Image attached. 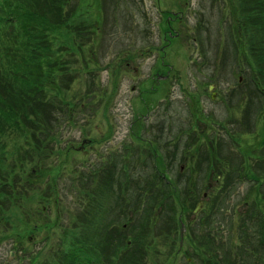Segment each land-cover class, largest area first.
Masks as SVG:
<instances>
[{
	"label": "rangeland",
	"instance_id": "rangeland-1",
	"mask_svg": "<svg viewBox=\"0 0 264 264\" xmlns=\"http://www.w3.org/2000/svg\"><path fill=\"white\" fill-rule=\"evenodd\" d=\"M78 1L73 0L72 5ZM109 1L110 13L104 16L107 24L103 20L104 0L81 1L86 17L93 16L98 24L100 15L101 23L82 52L63 46L66 39L61 37L47 45L49 52L63 46L64 53L76 55L72 64L58 63L57 85L65 87L55 101L72 107L83 96L75 107L64 110L66 116L78 120V126L68 129L61 122L57 132L48 135L46 140L61 139L62 143L54 144L57 155L38 165L42 169L34 173L35 187L12 190L9 198L0 192V264H63L73 251L79 258L87 253L104 264H188L198 255L203 263L197 259L191 264H207L209 258L218 264L215 243L220 239L201 224L234 182L235 194L228 196L226 208L228 215L235 217L223 220L228 231L222 232L225 245L220 249L230 254L227 264H237L239 236H235L240 231L244 236L251 233V218L255 221L251 234L258 237L257 230L264 229V146H259L262 124L256 120L262 105L256 95L235 96L242 90L235 88L243 75L233 74L234 51L229 49L226 57L223 74L228 78L222 84L215 72L224 63L223 47L214 52L209 46L208 58L200 59L193 40L203 23L202 36L211 37L213 44L219 30L229 38L227 25L219 22L225 16L234 18L223 0H189L191 13L184 27L191 37V49L189 41L183 40V46L174 43L167 50L165 61L182 75L168 93L165 86L157 93L159 80L155 88L151 82L160 67L159 59L155 62L156 54L146 56L142 50L149 51L158 31L154 25L148 29L138 24L144 23L146 13L148 17L151 14L141 2L152 9L154 1L136 0L143 15L125 9L124 1L128 0ZM156 1L163 11H178L175 0ZM182 12L187 13V9ZM154 14L152 23H157L160 15ZM127 19L129 26L134 22L139 29L123 26ZM13 31L12 23L1 17L0 52L7 45L1 43L4 35ZM127 49L135 53L131 60L125 55ZM3 60L0 55V65ZM118 69L120 74L115 73ZM4 71L0 70V75ZM192 71L203 72L206 79L185 76ZM210 80L221 87L219 100L212 101L207 86H203ZM260 118L264 120V114ZM207 122L212 124L210 132ZM218 122L225 123V130ZM48 132L55 131L49 128ZM11 142L15 144L16 139ZM71 143L78 145V151L82 144L85 148L70 150L65 156L63 148ZM174 150L177 155L170 158ZM162 155L165 158L161 160ZM160 160L172 162L174 169L158 175L154 169ZM56 167L59 172L52 170ZM222 173L225 178H219ZM204 193L208 197L203 198ZM204 199L198 216H193ZM22 201L25 205L20 210L12 204ZM133 224L137 235L130 234ZM36 227L39 230L33 233ZM212 242L213 253L202 254L203 246L210 247ZM259 243H264V235ZM130 244L134 246L131 251L127 250ZM258 249L264 252V246ZM259 256L242 257L241 264H263L262 254Z\"/></svg>",
	"mask_w": 264,
	"mask_h": 264
},
{
	"label": "trees",
	"instance_id": "trees-1",
	"mask_svg": "<svg viewBox=\"0 0 264 264\" xmlns=\"http://www.w3.org/2000/svg\"><path fill=\"white\" fill-rule=\"evenodd\" d=\"M72 2L3 0L0 3V18H7L14 28L13 33L4 35L1 43L7 45L0 52L4 59L0 70L5 69L0 75V192L7 198L16 187L25 190L34 187L32 171L41 170L38 165L56 155L54 144H60L58 139L46 140L47 136L55 134L61 122L68 125L74 122L72 116L65 115L68 107L55 101L65 87L57 85L58 63H74L76 55L64 53L62 47L67 45L74 47L72 51L77 50L78 35L85 38L86 33L92 34L93 25L82 3L78 1L77 5H72ZM65 7H69V11H65ZM234 12L238 17L231 30L233 43L237 42L236 53L258 57L248 64L249 73L244 66L240 70L256 86V96L262 105L261 117L264 114V0H239ZM59 37L66 39L64 45L49 52V41L52 43ZM253 47L254 51L248 52ZM84 61L87 60L84 58ZM259 118L256 119L262 124L259 146H264V121ZM49 128L55 132H48ZM14 139L15 144L11 142ZM9 144L11 151H8ZM130 234H138L134 224ZM83 254L90 261L91 256ZM78 256L73 251L63 264H79ZM262 257L264 260V253Z\"/></svg>",
	"mask_w": 264,
	"mask_h": 264
}]
</instances>
